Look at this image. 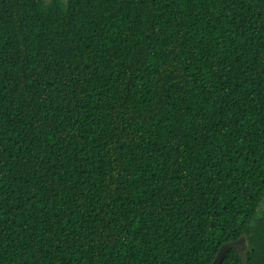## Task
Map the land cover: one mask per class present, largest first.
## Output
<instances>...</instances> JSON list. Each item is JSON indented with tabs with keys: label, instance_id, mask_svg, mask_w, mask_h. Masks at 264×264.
I'll return each mask as SVG.
<instances>
[{
	"label": "trees",
	"instance_id": "trees-1",
	"mask_svg": "<svg viewBox=\"0 0 264 264\" xmlns=\"http://www.w3.org/2000/svg\"><path fill=\"white\" fill-rule=\"evenodd\" d=\"M263 204L264 0H0V264H264Z\"/></svg>",
	"mask_w": 264,
	"mask_h": 264
},
{
	"label": "water",
	"instance_id": "water-1",
	"mask_svg": "<svg viewBox=\"0 0 264 264\" xmlns=\"http://www.w3.org/2000/svg\"><path fill=\"white\" fill-rule=\"evenodd\" d=\"M249 249H250V243L248 237L246 235H243L236 241H231L224 244L220 248L212 264H222L231 250L238 251L242 258L243 264H248L246 255Z\"/></svg>",
	"mask_w": 264,
	"mask_h": 264
},
{
	"label": "flooded vegetation",
	"instance_id": "flooded-vegetation-1",
	"mask_svg": "<svg viewBox=\"0 0 264 264\" xmlns=\"http://www.w3.org/2000/svg\"><path fill=\"white\" fill-rule=\"evenodd\" d=\"M262 211H264V204H263ZM250 249H251V246H250ZM250 249H249V251H250ZM249 251H248V252H249ZM246 256H247V255H246ZM241 259H242V258H241ZM247 260H248V259H247Z\"/></svg>",
	"mask_w": 264,
	"mask_h": 264
},
{
	"label": "rangeland",
	"instance_id": "rangeland-1",
	"mask_svg": "<svg viewBox=\"0 0 264 264\" xmlns=\"http://www.w3.org/2000/svg\"><path fill=\"white\" fill-rule=\"evenodd\" d=\"M46 1H49V0H46ZM66 1V0H65Z\"/></svg>",
	"mask_w": 264,
	"mask_h": 264
}]
</instances>
